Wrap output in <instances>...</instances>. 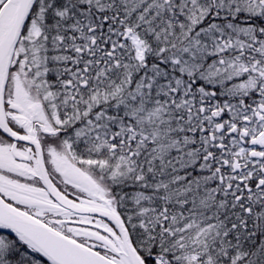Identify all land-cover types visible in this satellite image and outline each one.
I'll use <instances>...</instances> for the list:
<instances>
[{"label": "snow or ice", "instance_id": "6c2138e0", "mask_svg": "<svg viewBox=\"0 0 264 264\" xmlns=\"http://www.w3.org/2000/svg\"><path fill=\"white\" fill-rule=\"evenodd\" d=\"M0 264H264V0H0Z\"/></svg>", "mask_w": 264, "mask_h": 264}]
</instances>
